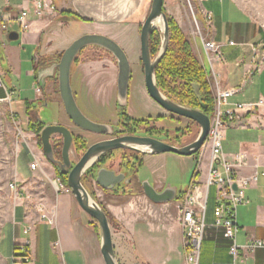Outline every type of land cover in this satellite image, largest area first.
I'll return each mask as SVG.
<instances>
[{
  "label": "crops",
  "instance_id": "crops-1",
  "mask_svg": "<svg viewBox=\"0 0 264 264\" xmlns=\"http://www.w3.org/2000/svg\"><path fill=\"white\" fill-rule=\"evenodd\" d=\"M151 1L54 0L57 7L54 15L30 18L28 29L22 31L16 21L22 0H0V13L10 19L8 30H0V67L6 64L7 72L20 73L22 55L27 57L30 54L31 69L26 71V75L33 77L31 96H25L23 101L20 97L24 88L4 84L5 88L15 91L13 97H17L18 104L24 103L25 106L26 103L35 104L39 100L41 89L34 76L33 58L37 54L63 51L78 33L70 32L65 27L67 25L76 24L77 28L88 29L87 33L104 34L121 45L131 42L133 48H136L140 42L141 24L150 10ZM192 2L196 7V17L201 22L203 35L220 44L223 62L213 61L210 65L200 37L194 31L188 9L182 1L164 0L163 8L187 35L191 48L204 69L210 72L212 67L219 74L225 87L238 85L243 71L251 61L249 44L264 42V26L254 20L238 0H192ZM207 15L210 16L209 19ZM10 32H17L18 38L10 40L8 38ZM11 41L16 43L11 44ZM229 41L236 44L230 45ZM254 85L257 86V91L249 95L248 91ZM5 95V91L0 87V98L4 99ZM258 98H264V64L242 91L230 97V104L222 105L221 108L225 110L233 103L255 101ZM223 151L231 160L238 152L246 155L243 163L237 166L239 175L248 176L254 172L258 174L256 181L245 188L246 202L238 206L239 230L236 240L242 246L251 239L264 241V175L261 174L264 172V118L246 115L226 127ZM163 154L146 153L143 156V164L134 174L136 185L138 182L147 181L156 190L172 187L169 182H164L170 178V170L162 174L159 167H155L143 172L145 164L152 163L153 158H159ZM203 156H207L208 160L207 148L195 158L202 159ZM31 158L39 162L32 154ZM207 160L205 164L200 161L197 165L204 174ZM18 169L23 176H28L30 169L42 172L46 176L49 190L46 196L36 199L30 195L17 194L12 218L0 229V257L5 264H11L15 245L25 242L32 256V260L27 264H92L94 260L91 250L83 235L86 233V227H82L77 221L75 206L83 210L74 197L56 188L52 183L53 179L47 176L40 162L34 169L23 165H19ZM131 178L134 179L132 176ZM211 187L214 188L212 193ZM211 187L206 203V227L199 264H231L232 258L229 254L231 243L223 237L221 228L214 225L216 189L214 186ZM108 193L110 203H107V207L118 218L117 221L128 236L130 248L140 262L138 264H187L182 241L183 232L178 221L175 201L154 203L138 191H133L130 195ZM135 239L137 247L134 244ZM243 252L249 264H263L264 248H257L254 253L248 249Z\"/></svg>",
  "mask_w": 264,
  "mask_h": 264
},
{
  "label": "rangeland",
  "instance_id": "rangeland-1",
  "mask_svg": "<svg viewBox=\"0 0 264 264\" xmlns=\"http://www.w3.org/2000/svg\"><path fill=\"white\" fill-rule=\"evenodd\" d=\"M238 1L254 20L264 26V0ZM192 7L196 13V7L193 3ZM188 12L190 14L189 9ZM198 23L200 30L203 31L201 22L198 21ZM65 27L70 32H78L66 47L75 38L87 33L88 30L80 27L77 28L76 24ZM156 29L162 37L160 27L157 26ZM12 43H16V41H11ZM119 45L125 51L131 66V79L128 83L127 94L125 99L122 101L118 100L119 104L123 105L126 112L134 117L144 118L149 113L155 114L160 112V118L156 121H134L132 119L129 121L126 116L122 117L118 113L120 110L115 105L116 59L104 48L92 45L86 46L77 54L76 61L72 64L71 68V87L74 91L76 103L82 113L92 121L108 124L112 132L130 133L138 131L141 133L137 134L152 135L154 138L176 146L186 145L196 139L199 133V126L196 122L165 111L147 94L140 61V42H138L136 48H133L134 45L131 42L126 43V45ZM59 53L37 54L35 57V63L38 64L36 77L38 86L40 85L39 88L41 89L37 107H33L34 109L31 107L30 110L23 105L24 103H16L18 101L17 97H12L11 104L0 98V229L12 218L18 193H22L23 196H33L35 199L44 197L48 193L49 186L46 183V176L42 172L30 169L28 176H23L19 172V165L28 168L33 162L31 154L38 158L41 167L48 177L52 179L59 177L57 167L51 164L44 156L41 140L38 138L45 125L62 124L70 129L73 135L70 159L73 164L80 158L89 145L100 138H106V135L81 130L67 117L58 92L56 65L60 59L58 57ZM29 55L27 57L24 54L22 55L20 73L14 72L11 74L7 72L6 64H3L2 68L0 67V77L6 86L14 84L25 89L20 97L22 101L25 96L30 97L32 93L31 83L33 77L32 75H26V71L31 69ZM256 91L257 86L254 85L248 91V94L253 95ZM257 96L259 95L257 94ZM37 119L41 121L42 126L39 127L36 124ZM122 120L126 121V123H123ZM76 138L78 142H76ZM50 141L56 156L55 159L60 161L62 137L54 134L51 136ZM197 154L198 152L193 154L195 156H183L166 152L163 156H158L159 158H153L152 163L148 164V162L145 164L143 172H147L148 169L155 167H159V172L162 174L170 170V178H167V181L164 182H169L170 186L176 188L177 191L185 190L193 169L200 161L205 164L207 160V156H203L202 159L195 158ZM140 156L141 154H137L134 150L116 149L106 152L95 160L82 178V183L88 193L101 207L110 213L112 219L114 218L110 226L115 256L119 264H138L140 262L133 254L128 236L122 230L121 225L117 221L118 218L107 207V203H110V199L107 197L109 193L104 192L95 184L96 167L100 163L101 166L113 167L115 170H122L124 174L134 177L132 184L129 186H125V181L117 185V191L120 194L129 193V188L132 192H140L139 185L135 184L136 179L132 171L134 167L131 165L135 158ZM11 183H16L17 188L12 189L10 187ZM61 183L67 185V182L64 183L62 180ZM213 189L211 187L210 193H212ZM69 193L71 194V192ZM61 194L62 192L58 195L61 196ZM174 201L175 199L170 203H174ZM74 203L76 205V202ZM76 207L75 216L77 221L82 227H86V233L83 235L91 250L90 252L94 260L92 264H104L99 251V226L97 227L94 224L88 214ZM136 243L137 240L134 244ZM0 264H5L1 257Z\"/></svg>",
  "mask_w": 264,
  "mask_h": 264
},
{
  "label": "water",
  "instance_id": "water-1",
  "mask_svg": "<svg viewBox=\"0 0 264 264\" xmlns=\"http://www.w3.org/2000/svg\"><path fill=\"white\" fill-rule=\"evenodd\" d=\"M164 0H152L150 10L141 24L140 41V60L143 66L144 85L150 98H152L165 111L181 117H185L196 122L199 126V133L192 142L176 146L154 137L139 135H122L110 139L97 141L87 147L85 152L73 164L70 159V150L73 142L72 132L62 124H47L40 132L42 152L46 159L63 172L67 173V186L79 207L94 219L99 226L100 233V254L104 264H119L116 260L111 226L107 215L102 207L92 198L84 187L81 178L86 170L93 165L95 160L102 154L116 150L128 149L149 154H161L172 152L178 155L190 156L200 151L203 146L210 128V116L198 109L187 107L176 103L166 97L158 88L154 70L166 52L169 28L166 12L163 8ZM162 21L161 44L158 53L154 58L151 57L149 49V36L153 29L157 28L156 22ZM10 40L18 38L17 32H10ZM98 46L109 51L116 59L117 90L118 97L122 101L125 99L128 89L131 66L125 51L120 45L109 36L101 33H84L75 38L63 51L57 63L58 72V92L67 117L74 125L82 130L106 133L107 125L97 123L86 117L78 107L71 87V68L77 54L86 46ZM58 134L62 137L61 160L55 159L50 138ZM94 158V159H93ZM125 174L115 173L111 169L104 167L96 171L95 182L103 189H112L115 185L124 180ZM236 185H234V188ZM144 195L154 203H165L176 199V190L173 187H166L162 191H157L149 182L142 183Z\"/></svg>",
  "mask_w": 264,
  "mask_h": 264
},
{
  "label": "built area",
  "instance_id": "built-area-1",
  "mask_svg": "<svg viewBox=\"0 0 264 264\" xmlns=\"http://www.w3.org/2000/svg\"><path fill=\"white\" fill-rule=\"evenodd\" d=\"M8 1V0H6ZM190 10L192 25L195 33L200 37L204 53L211 65L213 61H224L220 50V44L211 38H207L200 30L196 13L192 7V0H180ZM57 7L54 0H22L16 21L22 31L29 27L30 18H42L54 15ZM210 18L209 15L206 16ZM9 18L0 13V30H8ZM230 45L236 44L229 41ZM251 61L249 66L243 71L241 82L236 86H223L219 77L212 67L207 70V78L213 94V113L210 116V128L203 146L198 153L202 154L207 148L209 158L206 163V173L204 174L200 166L194 170L187 189L180 196L176 197V210L178 221L183 232V247L187 264H199L201 243L204 236L205 211L208 198V191L211 186L216 189V205L214 208L216 227L221 228L222 235L230 241L229 254L232 258L231 264H249L245 259L244 250L251 253L257 248H264V241L251 239L244 246L239 245L236 235L239 230L237 223L238 206L246 202L245 188L257 179V172L248 176H241L237 171V166L241 165L246 158L242 152L234 154L233 160L228 159L223 151V140L225 129L230 124L243 116H262L264 118V98L255 101L236 102L227 109L222 110V105H229L230 97L242 91L245 85L259 72L264 64V42L250 43ZM0 87L5 91L3 100L11 104L15 91L7 89L0 77ZM39 166L37 160L30 164L32 169ZM264 175V172L261 173ZM52 183L58 190L69 193L67 185H63L59 177H55ZM234 185L236 187L234 188ZM10 187L16 189V183H11ZM27 229L24 231L26 232ZM28 244L15 245L11 264H27L32 260ZM264 264V259H263Z\"/></svg>",
  "mask_w": 264,
  "mask_h": 264
},
{
  "label": "trees",
  "instance_id": "trees-1",
  "mask_svg": "<svg viewBox=\"0 0 264 264\" xmlns=\"http://www.w3.org/2000/svg\"><path fill=\"white\" fill-rule=\"evenodd\" d=\"M166 17L168 20L169 39L166 52L154 70L156 84L162 93L170 100L187 107L198 109L206 115L211 116L213 113L214 101L206 70L195 56L187 35L183 33L172 16L166 13ZM160 44L161 36L157 29H153L149 36V49L152 58L158 53ZM60 56L61 52L58 54L59 58ZM75 61L76 58L74 59V62ZM37 68L38 64L35 63V58H33V72L35 78H37ZM37 103L38 101H36L35 104L32 102L26 103L25 106L31 110V107H37ZM121 107L122 106H120L119 114L124 117L126 113L124 112V107ZM36 124H38L39 127L42 126L39 119L36 120ZM38 138L40 139V135ZM76 142H78L77 138ZM135 152L141 154V156L143 155L140 151ZM141 156L136 157L131 163L134 167V169H132L133 172L138 171L142 166L143 159ZM57 170L59 178L66 183V175L59 171L58 167ZM83 175H85V173ZM109 192L120 193L117 191V186ZM102 209L105 211L111 225L114 218L112 219L110 213L105 208L102 207ZM92 220L98 227L97 222L94 219Z\"/></svg>",
  "mask_w": 264,
  "mask_h": 264
},
{
  "label": "flooded vegetation",
  "instance_id": "flooded-vegetation-1",
  "mask_svg": "<svg viewBox=\"0 0 264 264\" xmlns=\"http://www.w3.org/2000/svg\"><path fill=\"white\" fill-rule=\"evenodd\" d=\"M141 61V60H140ZM116 66H117V62H116ZM141 67H142V69H143V66H142V63H141ZM117 72H118V67H117ZM131 79V72H130V77H129V80ZM116 94H115V100H116V106H117V108H118V110H120V106H122V107H124L123 105H121V104H119V101L118 100H120L119 99V97H118V90H117V76H116ZM145 87V86H144ZM145 90H146V88H145ZM74 92V91H73ZM147 92V91H146ZM148 94V93H147ZM74 97H75V95H74ZM76 99V98H75ZM121 107V108H122ZM124 112L126 113L125 115H126V117L129 119V121H131V119L132 120H134V121H137V120H140V121H156V120H158L159 118H160V112H158V113H155V114H151V113H149L147 116H144V118L143 117H134V116H132V115H130V114H128L127 112H126V110H125V108H124ZM118 113H119V111H118ZM124 116V115H123ZM72 122V121H71ZM122 122L123 123H126V121H124V120H122ZM102 124H105V125H107V132L106 133H95V132H91V133H95V134H100V135H106V138L105 137H103V138H100V139H98L97 141H100V140H104V139H110V138H113V137H118V136H122V135H139V136H148V137H152V135H145V134H137V133H141V132H138V131H135V132H112L111 131V129H110V126L108 125V124H106V123H102ZM76 126V125H75ZM77 127V126H76ZM79 128V127H78ZM81 129V128H80ZM82 130V129H81ZM85 131V130H84ZM87 132H89V131H87ZM125 133H127V134H125ZM97 141H95V142H97ZM94 142V143H95ZM93 144V143H92ZM61 147H62V145H61ZM146 153H143V155H142V157L145 155ZM60 159H61V150H60ZM98 166L96 167V171L99 169V168H101V167H104V166H101L100 165V163L99 164H97ZM58 167V166H57ZM104 168H107V169H111V170H113L115 173H120V172H122L123 173V171L122 170H115L113 167H104ZM60 170V169H59ZM62 172V171H61ZM138 171H136V172H133V175L134 174H136ZM63 173V172H62ZM92 173V172H91ZM63 174H65V175H67V173H63ZM131 175V174H130ZM84 177V175L82 176V178ZM82 178H81V181H82ZM123 181H125V186H129V185H131L132 184V181H133V179L129 176V175H126L125 174V176H124V180ZM122 181V182H123ZM144 181H141V182H138V185H139V187H140V194L142 193V194H144L143 193V190H142V183H143ZM95 184L98 186V188H100L101 190H103L104 192H109V191H112L117 185H115L114 186V188H112V189H103V188H101L96 182H95ZM120 184V183H119ZM189 184V183H188ZM187 187H188V185L186 186V188H185V190L187 189ZM166 188V187H165ZM164 188V189H165ZM163 189H161V190H157V191H162ZM176 190V189H175ZM185 190H180V191H177L176 190V195H175V197H180L184 192H185ZM132 193V190L129 188V193H127L128 195H130Z\"/></svg>",
  "mask_w": 264,
  "mask_h": 264
},
{
  "label": "bare ground",
  "instance_id": "bare-ground-1",
  "mask_svg": "<svg viewBox=\"0 0 264 264\" xmlns=\"http://www.w3.org/2000/svg\"><path fill=\"white\" fill-rule=\"evenodd\" d=\"M156 25L157 26H159V27H162L163 25H162V21L161 20H158L157 22H156ZM94 159V158H93Z\"/></svg>",
  "mask_w": 264,
  "mask_h": 264
}]
</instances>
